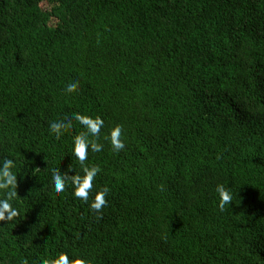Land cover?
Returning <instances> with one entry per match:
<instances>
[{"label": "trees", "instance_id": "obj_1", "mask_svg": "<svg viewBox=\"0 0 264 264\" xmlns=\"http://www.w3.org/2000/svg\"><path fill=\"white\" fill-rule=\"evenodd\" d=\"M73 112L104 120L88 203L51 182L56 167L83 174L70 152L83 127L49 131ZM118 124L117 153L104 137ZM4 157L20 215L0 222L3 264L62 251L86 264H264V0H0ZM217 184L234 193L224 211Z\"/></svg>", "mask_w": 264, "mask_h": 264}, {"label": "clouds", "instance_id": "obj_2", "mask_svg": "<svg viewBox=\"0 0 264 264\" xmlns=\"http://www.w3.org/2000/svg\"><path fill=\"white\" fill-rule=\"evenodd\" d=\"M77 85L78 80L76 78L70 79L65 88V92L71 93ZM73 121L79 122L84 129L79 134L73 136L70 150L71 156L79 161L83 174L81 175L70 168L68 172H73L74 174L69 175L68 172L61 173L56 167L52 171L51 182L54 191L57 193L64 192L66 185L70 182L73 189L72 195L88 203L90 193L94 188L93 181L101 172V168L98 165L89 166L85 162L88 160L89 151L101 152L103 150V145L98 141L101 138V129L104 127V120L100 116L93 117L79 112H73L59 120L51 122L49 131L59 138L63 135L64 129L73 126ZM123 135V126L118 124L112 127L104 138L110 142L112 150L118 153L126 147L125 140L122 139ZM15 166V161L11 158L4 157L0 159V192L3 193V196L0 197V222H14L20 215L19 210L13 206V201L17 196L16 189L18 183V175L13 171ZM109 191L110 189L107 186L96 191L94 199L90 202V210L96 213L97 218H102V210L108 204L106 197ZM215 191L219 198L218 206L221 211H224L226 207H230L234 193L230 187L224 184H217ZM0 264H3V261H0ZM42 264H86V261L82 258L77 259L72 257L69 252L62 251L51 258L45 259Z\"/></svg>", "mask_w": 264, "mask_h": 264}, {"label": "rangeland", "instance_id": "obj_3", "mask_svg": "<svg viewBox=\"0 0 264 264\" xmlns=\"http://www.w3.org/2000/svg\"><path fill=\"white\" fill-rule=\"evenodd\" d=\"M47 5H49L48 1H44L43 6L45 7Z\"/></svg>", "mask_w": 264, "mask_h": 264}]
</instances>
